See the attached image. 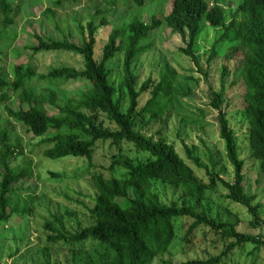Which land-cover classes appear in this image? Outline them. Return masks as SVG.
Wrapping results in <instances>:
<instances>
[{
    "label": "trees",
    "instance_id": "trees-1",
    "mask_svg": "<svg viewBox=\"0 0 264 264\" xmlns=\"http://www.w3.org/2000/svg\"><path fill=\"white\" fill-rule=\"evenodd\" d=\"M222 1L215 0L211 4L208 0H174L168 16H155L148 24L137 16L138 10L147 7L148 0H103L115 9L121 3L129 15L136 16L115 27L106 12L97 11L85 25L79 23L80 43L35 34L34 43L27 48L32 60L49 53L81 56L84 60L81 70L59 68L39 76L31 65L20 62L14 67L12 77L0 70V104L4 105L10 120L27 129L39 140L40 146H44L45 160H85L92 166L99 144H110L119 152L112 156L106 174L94 172L91 175L95 198L93 208L88 210L91 222L88 226H80L76 234L70 233L65 229L63 217L55 214L50 215L44 226L49 234V245L62 244L69 251L72 257L69 264H154L171 252L180 230H184L185 250H189L197 234L205 230L216 235L213 245L224 247L219 256L184 264H225L235 251L248 245L255 246L253 255L264 249L262 236L242 234L236 224L214 219L209 213L211 208L199 212L207 206L209 195L222 185L228 192L226 199L246 208L254 217L251 223L254 229L264 226L260 219L262 206H254L257 196H250L246 191V164L240 158L238 134L223 109L224 92L211 91L210 107L218 112L221 138L235 170L233 183L223 180L216 172L210 173L194 150L185 146L196 167L208 171L211 183L203 184L164 137L155 140L145 134L152 124L162 121L180 107L185 98L193 95L189 88L181 86L178 72L168 64L159 78L152 76L140 82L136 64L151 49L144 42L161 28L168 29L172 36L182 37L187 48L180 52L203 73L196 47L207 29L221 30L222 35L213 45L209 61L218 57L221 45L230 44L227 61L237 62L235 74L246 88L243 115L248 128L247 143L253 158L260 163L264 178V0H242L238 9L231 12ZM14 13L12 0H0L5 28L13 25ZM47 15L56 16L53 10H48ZM110 27L113 29L107 35V42L100 48L99 34ZM119 55L124 56L123 81L117 89L112 83L115 72L110 65ZM230 75L225 67L223 77ZM35 80L46 84L47 89L38 93L31 86ZM76 83L89 86L77 98L63 101L58 89ZM13 136V130L0 120V264L2 228L18 215L30 218L34 213L32 206L37 201L32 196L24 198L22 188L16 189L32 180L34 171L31 163L16 166L24 154ZM124 143L148 155L147 161L121 156ZM51 175L55 179L60 177ZM159 185L172 189L178 199L164 204L157 192ZM185 220L191 223H183L178 230L177 223ZM44 264H51L48 249L44 252Z\"/></svg>",
    "mask_w": 264,
    "mask_h": 264
},
{
    "label": "rangeland",
    "instance_id": "rangeland-1",
    "mask_svg": "<svg viewBox=\"0 0 264 264\" xmlns=\"http://www.w3.org/2000/svg\"><path fill=\"white\" fill-rule=\"evenodd\" d=\"M174 0H148L147 7L138 10L137 16L148 24L153 17L168 16ZM214 4L215 0H208ZM15 13L12 15L13 25L5 28L3 17L0 14V70L12 77L14 67L20 62L31 65L39 76L48 74L53 69L74 68L81 70L84 60L81 56L69 53L42 54L30 59L27 48L34 43L35 34L42 35L54 40L64 39L80 43L78 25H85L90 16L97 11L106 12V17L111 19L113 26L130 22L135 16L129 15L128 9L121 3L118 9L103 0H12ZM221 4L231 12L237 10L242 0H224ZM48 10H53L55 18L47 15ZM132 16V17H131ZM112 27L99 34L100 48L107 42V35ZM70 35L73 37H70ZM222 35L221 30L207 29L201 36L196 47L203 73L196 68L195 63L182 55L180 50L186 49L187 45L180 36H172L168 29L161 28L150 35L145 45L151 46L136 64L137 76L140 82H146L150 77L159 75L166 64L174 68L179 74L181 86L189 88L193 97L185 98L180 107L168 114L162 121L155 122L145 132L148 137L159 140L160 136L173 145L180 157L189 164L197 178L206 185L211 183L208 171L199 169L189 159L187 146L194 150L201 164L216 172L227 182L235 181V170L230 164L225 142L221 138L218 112L210 107L211 91L224 92L226 103L224 111L229 114L232 128L238 134L241 143L240 158L246 164L244 175L246 177V191L250 196H257L254 206L261 205L260 219L264 221V178L261 173L260 163L253 158L247 143V122L243 115L244 95L246 88L240 77L236 76L237 62L227 61L228 43L220 46L219 55L213 61L210 60L211 50ZM101 51L98 52V57ZM241 58L240 56H238ZM124 56L119 55L111 63L114 70L112 83L117 89L123 81L122 66ZM227 67L230 76L223 77V69ZM236 80V81H235ZM236 85L233 86V82ZM38 93L47 89V85L37 80L31 85ZM89 85L76 83L66 85L58 89L63 101L77 98ZM125 98V109L128 107ZM0 120L14 132V142L22 147L23 156L16 166L24 167L27 163L32 164L34 178L23 185L22 196L37 199L33 207L34 213L30 218H21L19 215L2 228V264H44V252L48 249L51 264H69L72 257L69 251L62 245L50 246L48 233L44 226L55 214L63 217L65 229L73 234L77 233L80 226L85 228L90 222L88 210L93 208L95 190L92 185L91 175L94 172L106 174L111 165L112 156L119 153L110 144H99L95 157L90 163L85 160L65 159L47 161L43 157L44 146H40L39 140L30 135L27 129L10 120L4 111V105L0 104ZM186 120V122H185ZM161 134V135H160ZM121 156L136 161H147L148 155L141 154L133 145L124 143L121 146ZM51 174L59 175L58 179ZM107 176H109L107 174ZM31 189L28 191V189ZM164 204H170L178 199V195L170 188L163 185L157 186ZM228 192L219 185L217 191L209 195L205 208L214 219H221L237 225V230L245 235L264 238V226L254 229L251 223L254 217L249 211L239 205L233 204L226 199ZM69 214H73L70 217ZM20 218V219H19ZM183 223L190 224L188 220L179 221L178 230ZM183 231H179L175 246L169 254L159 258L154 264H184L192 261H206L219 256L224 247L222 244L213 245L216 235L209 230L200 231L189 250H185L182 244ZM207 235V237H205ZM87 246L86 248H88ZM89 249V248H88ZM87 249V250H88ZM92 253V250H88ZM255 246L248 245L235 251V255L228 259L225 264H263L264 249L255 253ZM82 256H79L81 259Z\"/></svg>",
    "mask_w": 264,
    "mask_h": 264
}]
</instances>
